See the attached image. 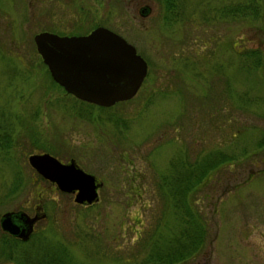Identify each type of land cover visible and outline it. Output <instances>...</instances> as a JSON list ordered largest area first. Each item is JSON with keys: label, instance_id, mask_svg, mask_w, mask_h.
Segmentation results:
<instances>
[{"label": "rangeland", "instance_id": "1", "mask_svg": "<svg viewBox=\"0 0 264 264\" xmlns=\"http://www.w3.org/2000/svg\"><path fill=\"white\" fill-rule=\"evenodd\" d=\"M97 25L147 64L136 93L109 106L67 93L32 41ZM243 46L263 65L242 66ZM0 142V214L40 205L26 239L0 228V264L140 259L150 232L177 236L184 204L198 207L201 243L165 264H264V0H0ZM44 151L91 173L97 198L75 202L38 176L26 156ZM222 153L230 169L221 159L202 186L172 191L182 164Z\"/></svg>", "mask_w": 264, "mask_h": 264}, {"label": "water", "instance_id": "2", "mask_svg": "<svg viewBox=\"0 0 264 264\" xmlns=\"http://www.w3.org/2000/svg\"><path fill=\"white\" fill-rule=\"evenodd\" d=\"M141 10L146 11L147 7ZM32 41L51 78L82 101L109 106L129 99L146 74V61L135 47L103 25L80 34L39 30L32 34ZM26 159L59 190L72 193L75 202L90 203L97 198L95 177L74 161H60L46 151L29 153ZM37 218V213L6 210L0 214V228L26 239Z\"/></svg>", "mask_w": 264, "mask_h": 264}, {"label": "trees", "instance_id": "3", "mask_svg": "<svg viewBox=\"0 0 264 264\" xmlns=\"http://www.w3.org/2000/svg\"><path fill=\"white\" fill-rule=\"evenodd\" d=\"M174 1L175 0H167V3L174 4ZM251 4L250 3H239V4L234 5L233 7L237 10L239 9L243 10V8L244 10H246L247 7L251 6ZM256 7L257 5L255 4V7H253L251 11L255 12ZM252 14H255V13H252ZM238 53L242 57L241 59L242 66L246 65L247 68H253V67H259L263 65V59L261 58V50L257 47L246 48L243 46V48H241V51ZM77 100L91 105V103H87L79 99ZM0 145L2 147L5 146L4 143L2 142H0ZM221 159L227 160V161H224V163L227 162V166H229L228 169H230V166L233 162L232 160L233 154L225 155L222 153L218 156L213 154V157L209 156V157L197 158L194 160V162L193 161L191 163L187 162L188 167L186 164H182V166L185 165L184 167L185 169L181 171V175L178 180V183L177 182L174 183V187H173L174 189L172 188V191L174 192L176 191L178 193L180 190V194L183 198L185 196V191L187 189H190V188L193 189L195 188L197 184H200L202 186L203 184L206 183V180L209 181L210 179V177L207 178L205 174H207V172L211 169L213 170L217 169L219 165L222 164ZM37 175L40 176L39 174ZM177 186L179 189H177ZM173 197L176 198V195H173ZM183 204H184V200H183ZM175 211L179 215L180 213L182 214V219L180 218L181 219L180 221L184 222L183 227L180 229L179 233H176L177 236H174L175 234L174 232H176L175 229L173 232L174 234L171 235L170 237H166V235L161 234L160 237L156 238L154 236V234L156 235L155 231L150 232L151 235L148 236V242L145 245L146 247L149 246L148 254L144 252L146 250V248L144 247V251L142 249V251L139 253V256H141L140 259H135L137 258L136 257L137 255H132L135 257L134 258L132 257L129 259H121V260H118L114 264H144L147 262V260H149L150 262H156L159 264L173 263V262H177V261L184 259L185 256L190 254V250L195 249L201 243L200 241L201 235L199 234V228H198V225L196 224L197 219L200 218L198 207L190 209L189 206L184 204L181 210H175ZM138 237H141V236L138 235ZM12 238L15 239L16 241L15 237H12ZM145 239L147 238L145 237ZM144 241L146 242V240L142 239L143 243ZM51 257L52 259L44 258L46 260L43 259L37 262H32V264H50L53 262L54 264H58V263H55V261L61 258L60 256L54 257L53 255H51Z\"/></svg>", "mask_w": 264, "mask_h": 264}, {"label": "flooded vegetation", "instance_id": "4", "mask_svg": "<svg viewBox=\"0 0 264 264\" xmlns=\"http://www.w3.org/2000/svg\"><path fill=\"white\" fill-rule=\"evenodd\" d=\"M62 161V160H61ZM63 162H67V161H63ZM54 183V182H53ZM55 184V183H54ZM82 204H86V203H82ZM35 208H36V210H34V212L32 213V214H34V213H37L38 214V218L40 217V205L39 204H36L35 205ZM13 210H18V209H13ZM26 212V211H25ZM29 214V213H28ZM31 214V215H32ZM36 219L34 222H33V227H32V231L34 230V225H35V223L39 220V219ZM16 220V219H15ZM4 231V230H3ZM4 232H6V231H4ZM7 234H9L8 232H6ZM10 236H11V234H9ZM12 237H15V238H19V237H17V236H13L12 235Z\"/></svg>", "mask_w": 264, "mask_h": 264}]
</instances>
